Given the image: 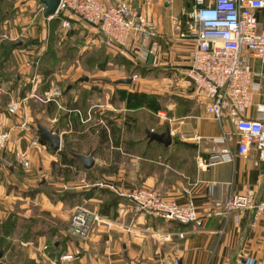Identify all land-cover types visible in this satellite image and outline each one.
I'll list each match as a JSON object with an SVG mask.
<instances>
[{
  "label": "crops",
  "instance_id": "crops-1",
  "mask_svg": "<svg viewBox=\"0 0 264 264\" xmlns=\"http://www.w3.org/2000/svg\"><path fill=\"white\" fill-rule=\"evenodd\" d=\"M102 1L109 4L115 0ZM12 2L9 17L0 27L21 31L28 37L25 47L44 49L52 19L44 16L45 5L41 0ZM130 2L152 17L157 31L156 51L140 62L143 70L132 71L126 64H116L124 72L111 78L108 73L114 64V47L104 41L95 26L87 24L97 30L101 46L108 53L105 59L109 67L99 71L105 78L91 75L76 83L82 77L78 75L72 87L71 82L66 84V90L56 71L47 76L39 71L42 60L32 61L23 45L13 51L16 71L0 74V130L12 132L0 157V249L4 251L0 264H244L236 261L242 251L253 255L254 264H264V219L252 209L233 210L225 217L214 214L204 219L203 226L196 227L139 211L131 200L135 190L151 188L182 204L193 200L203 217L209 211L223 210L232 194L251 193L256 200L264 199V163L254 164L258 157L255 149L246 156L238 152L235 124L229 116L220 122L207 112L208 98L198 92L189 77L196 41L194 37L180 39L179 34L194 28L184 21L193 2ZM64 15L73 19L69 31L86 33L87 26L80 19ZM257 16L264 27V8L257 11ZM121 50L133 60L126 49ZM244 55L255 71H264V64L248 50ZM135 73L139 77L132 83L118 82ZM255 80L262 88L246 111L250 118L257 116L256 105L264 103V80ZM101 89L105 110L101 130L91 131L93 135L88 132V124L72 123L70 116L66 123L61 119L64 106L87 90L93 94L86 114L76 109L85 119L102 100ZM15 101L21 108L11 114L8 106ZM113 125L115 132L111 131ZM41 127L61 136L60 150L42 139ZM104 128L109 137L102 142L100 131ZM147 129L158 133L169 129L172 143L166 146L151 141ZM225 133L232 135L228 143L234 160L200 168L202 158L224 147L214 139ZM36 138L39 143L34 145ZM64 148L69 155L93 152L94 166L87 169L80 160L67 161L60 153ZM16 149L26 151L29 166L15 160ZM81 198L100 216L86 239L69 232L71 214ZM68 254L73 258H64Z\"/></svg>",
  "mask_w": 264,
  "mask_h": 264
},
{
  "label": "built area",
  "instance_id": "built-area-1",
  "mask_svg": "<svg viewBox=\"0 0 264 264\" xmlns=\"http://www.w3.org/2000/svg\"><path fill=\"white\" fill-rule=\"evenodd\" d=\"M263 8L264 0H194L191 12L194 28L179 34L180 39L194 37L196 41L188 74L198 92L208 98L207 112L220 122L226 116L231 118L239 136L238 152L246 156L255 149L258 154L255 165L264 163V103L256 105L255 118L248 117L246 111L254 104V94L262 88L255 79L264 80V71H255L244 51L248 50L264 64V27L257 16V11ZM61 12L73 14L95 26L109 46L126 49L135 62L146 61L156 51L154 20L135 8L130 0H115L109 4L102 0H61L57 15ZM63 27L70 29L71 20L65 18ZM132 77L137 79L139 76L135 73ZM20 108V102L15 101L9 104L8 111L15 114ZM91 109L85 119L81 118L83 122L92 119ZM160 115L165 113L160 112ZM11 138V130H0V157ZM231 138L232 135L227 133L215 138L214 142L224 144V147L208 158H202L199 167L205 170L217 163L233 161L228 143ZM38 143V138L33 140L34 145ZM14 157L19 164L29 166L26 151L16 149ZM4 162L13 165L9 160ZM130 198L139 211L165 220L192 223L196 227L203 226L204 219L214 214L225 217L237 209H252L258 218L264 219V199L256 200L251 193L232 194L223 210L209 211L203 217L193 200L182 204L155 189L139 188L130 194ZM99 221L100 216L93 209L76 205L70 217L69 232L85 239ZM179 235L183 237L184 233ZM64 258L71 259L73 255ZM236 261L254 264V257L248 251H242Z\"/></svg>",
  "mask_w": 264,
  "mask_h": 264
},
{
  "label": "rangeland",
  "instance_id": "rangeland-1",
  "mask_svg": "<svg viewBox=\"0 0 264 264\" xmlns=\"http://www.w3.org/2000/svg\"><path fill=\"white\" fill-rule=\"evenodd\" d=\"M189 2H193V7H194V0H187ZM12 0H0V26L1 24L4 25L5 20L9 17V13H7L8 11L11 10V4H12ZM191 5V4H190ZM189 6V5H188ZM193 7L191 6V8H187L186 10V14H184V21L186 22V26H191V24L193 23L192 18H191V12L193 10ZM6 11L7 16H4V12ZM73 19H71V28L73 27V23H72ZM79 22L83 23L86 27V33H82V34H77V35H69V30L67 28L63 27V23H61V25H57V29L53 32L55 33L56 36H54V38L52 40L58 41V45L60 46V42H66L67 45L66 46H70L71 50H69V47L67 48H63V50H61V55L62 57H64L63 60L57 61L55 60H51V62H49L48 65L51 66V73L55 72L58 73V77H60V81L62 83V88L66 87L67 83L72 84L74 81V79L77 78L78 75H82V76H88L90 77L91 75H93V77H100V78H105L102 77V72H99L101 70L106 69L107 67H109V65L107 64L108 59H105L106 55L108 53H106L105 48H103L101 46V41H100V36L99 33L97 32L96 29H94L92 26L87 25L84 21L82 20H78ZM80 32V31H79ZM78 32V33H79ZM49 30H48V36L46 39H44L43 41H47L48 44V40H49ZM50 37V40H51ZM91 39V40H89ZM37 40L39 39V36L37 37ZM4 43V44H9V43H17L18 46L19 45H23L22 49H26V51H30L29 57L32 61H34L35 59L38 61V59H42L44 54L48 51L49 52V48L47 49L48 45L43 49V47H38V48H34V49H29L27 47L24 46V43L28 42V37H25L23 35V33L20 31H13L10 32L9 29H5L0 27V44ZM18 46L14 49L16 50L18 48ZM13 50V51H14ZM19 48L16 50L18 51ZM55 51V49H53ZM83 50V51H82ZM6 50H4L3 48L0 49V59L5 56L6 54ZM95 55V58L93 60H90L89 57ZM55 56H57V54H55ZM113 62L114 64H112L109 68V75L111 76V78H115L118 73H122L123 68L119 67L117 68L116 64H126V60H129L130 63H134L135 61L130 59L128 57L127 54H125V52L119 48H115L113 49ZM82 57H84L85 59H83ZM16 54L14 52L10 51V57L9 59L6 61V66L3 67L2 71L4 74H12L14 73L16 70ZM82 58V59H81ZM86 59H89V61H87ZM132 60V61H130ZM136 63V62H135ZM116 65V66H115ZM100 73V74H95V73ZM81 78V77H80ZM108 78V77H106ZM110 78V77H109ZM77 82H83L80 81L78 79ZM87 82V81H86ZM81 85V84H80ZM101 97L102 100H99L97 102H99L98 104H96L95 108L91 111L92 113V119L88 120L87 122L83 123L85 125H87V127L89 128V133H92L91 131L95 132L100 129L103 126V124H105V110L104 108V104L103 103V97H104V92L101 89ZM88 116V114H87ZM86 116V117H87ZM87 132V133H88ZM101 132V131H100ZM93 134V133H92ZM92 134L90 135L92 138ZM94 135V134H93ZM57 168V167H56ZM77 204L76 205H85L91 209H93L92 205L87 203L86 201H84L82 198L81 199H77ZM75 205V206H76ZM93 233V231H92ZM91 233V234H92ZM90 234V235H91ZM88 238V237H87ZM86 239V238H85ZM1 261V259H0Z\"/></svg>",
  "mask_w": 264,
  "mask_h": 264
},
{
  "label": "trees",
  "instance_id": "trees-1",
  "mask_svg": "<svg viewBox=\"0 0 264 264\" xmlns=\"http://www.w3.org/2000/svg\"><path fill=\"white\" fill-rule=\"evenodd\" d=\"M190 6V5H189ZM188 6V7H189ZM189 8H191V6L189 7ZM4 12V16H7V13H6V11H3ZM65 18H68V19H70L68 16H66V15H64V13H59L58 14V16H56V17H53L51 20H50V23H49V34H50V36H49V40H48V47H47V49L49 48V52L47 51L45 54H44V56H43V58L41 59L42 60V62L40 63V68H39V71L40 72H43V74H45L46 76L47 75H50V74H52V73H54V72H52L51 73V71L52 70H50L51 69V66L50 65H48L49 64V62H51V60L53 61V60H57V61H60V60H63L64 59V57H62V55L60 54L61 53V50H63V48H67V47H69V50H71V48H70V46H66L67 45V43L66 42H60L59 44H60V46L58 45V41H55V40H52L53 38H54V36H56L55 35V33H53L56 29H57V25H61V23H63V20L65 19ZM71 20V19H70ZM69 35H75V32H71V31H69ZM53 38H52V37ZM50 37H51V40H50ZM18 46V44L17 43H9V44H4V43H2L1 42V44H0V49H4V50H6L7 52H6V54H5V56H3L1 59H0V74L1 73H3V72H1L2 71V69H3V67H4V64H5V62L9 59V57H10V51L11 52H13V50L16 48ZM20 46V45H19ZM53 49H55V51H56V53L55 52H53L54 50ZM55 54H57V56H55ZM83 59H85L84 57H82ZM95 58V55H93V56H91L90 57V60H93ZM96 59V58H95ZM87 61H89V59H86ZM130 61H132V60H130ZM121 64V63H120ZM126 66H128L129 68H132V71H134V70H137V69H142V67H141V65H140V62H134V63H130L129 62V60H126ZM143 70V69H142ZM71 87L74 85V83H72V84H69ZM68 89V86H67V88H66V90ZM92 92L91 93H89V91H87V90H83L82 92H81V95H80V97L77 99V100H75L74 102L73 101H70L69 103H67L64 107V109L63 110H65V111H63V116H61V119H63V121H65V123H66V120H68L69 118H68V116H70V122H72V123H81V124H83L82 123V121H81V118H80V114L76 111V109H81L83 112H85V114H86V112H87V109H88V107H89V98H91L92 97ZM128 96H129V100H130V98H131V96H132V93H130V94H128ZM51 104H54L55 105V108H58L59 106H58V104L56 103V102H50ZM52 109L50 108V111H51ZM111 127V131L113 132H115L116 130H117V128L115 127V125H113V126H110ZM40 134H41V136H42V139L43 140H45V141H47V142H49L48 141V139L47 138H45L44 136H43V134L40 132ZM107 136H108V130H106L105 128L101 131V141L102 142H104L106 139H107ZM109 137V136H108ZM61 154H62V156H64V158H66V159H69V160H67V161H70V162H76V161H78L79 159H77V158H75V157H73L72 155H69V151L66 149V148H64L63 150H61V152H60ZM69 194H66V195H64V196H60L61 198L62 197H66V196H68Z\"/></svg>",
  "mask_w": 264,
  "mask_h": 264
},
{
  "label": "water",
  "instance_id": "water-1",
  "mask_svg": "<svg viewBox=\"0 0 264 264\" xmlns=\"http://www.w3.org/2000/svg\"><path fill=\"white\" fill-rule=\"evenodd\" d=\"M41 2L45 5L44 16L46 18L51 19L57 15L61 0H41ZM84 80H88V76H82L80 78V81H84ZM118 82L119 83H132L133 77L123 78V79L118 80ZM40 132L43 134L45 138H47L50 141L51 145L55 149L57 150L61 149L62 138L60 135L54 133L52 130H49L45 127H41ZM146 132H147V136L149 137L151 141L156 140L160 143H163L166 146L172 143V135L169 129L161 133L155 132L151 129H147ZM70 154L73 157L78 158L83 163L84 167L87 169L92 168L95 164V158H94L93 152H91L90 154L70 152ZM3 255H4V251L0 249V259H2Z\"/></svg>",
  "mask_w": 264,
  "mask_h": 264
}]
</instances>
